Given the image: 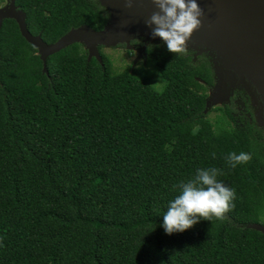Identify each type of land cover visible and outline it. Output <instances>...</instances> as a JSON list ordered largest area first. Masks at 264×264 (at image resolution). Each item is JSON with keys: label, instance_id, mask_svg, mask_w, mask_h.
<instances>
[{"label": "trees", "instance_id": "obj_1", "mask_svg": "<svg viewBox=\"0 0 264 264\" xmlns=\"http://www.w3.org/2000/svg\"><path fill=\"white\" fill-rule=\"evenodd\" d=\"M15 4L47 43L109 20L97 0ZM100 48L98 61L72 43L43 70L17 22L2 21L0 264H264V233L249 226L264 224V128L248 94L234 89L207 107L215 84L208 51L175 54L147 42L143 59L162 80L159 91L152 71L117 70ZM232 152L252 159L232 167ZM200 168L219 170L235 208L167 234L174 186Z\"/></svg>", "mask_w": 264, "mask_h": 264}, {"label": "water", "instance_id": "obj_2", "mask_svg": "<svg viewBox=\"0 0 264 264\" xmlns=\"http://www.w3.org/2000/svg\"><path fill=\"white\" fill-rule=\"evenodd\" d=\"M0 7V27L5 18H13L21 35L36 49L46 70L47 56L78 42L87 50L88 58L101 61L98 46L130 45L136 37L147 42L163 41L153 37V27L146 20L158 9L152 0H133L128 8L126 0H97L109 13V20L100 30L87 24L71 28L52 43L27 29L25 12L17 8L15 0H6ZM204 10L202 26L194 31L187 49L195 54L208 51L211 55L215 84L209 90L207 107L228 100L234 89L241 88L254 107L258 126L264 128V0H197ZM227 95L224 100V95ZM264 233V224L249 225Z\"/></svg>", "mask_w": 264, "mask_h": 264}, {"label": "clouds", "instance_id": "obj_3", "mask_svg": "<svg viewBox=\"0 0 264 264\" xmlns=\"http://www.w3.org/2000/svg\"><path fill=\"white\" fill-rule=\"evenodd\" d=\"M157 11L146 20L153 27V37L162 38L170 52L179 54L187 49V42L194 31L202 26L200 17L204 10L197 0H152ZM131 8L133 0H126ZM136 39L132 41L134 43ZM135 44V43H134ZM150 51V46H149ZM215 156V153H213ZM226 159L232 167L248 163L252 156L246 152L230 153ZM219 170L200 168L193 179L181 181L174 187L179 195L169 201L163 215V227L167 234L183 232L200 221L211 220L213 216L224 219L225 213L235 208L236 191L217 180Z\"/></svg>", "mask_w": 264, "mask_h": 264}, {"label": "rangeland", "instance_id": "obj_4", "mask_svg": "<svg viewBox=\"0 0 264 264\" xmlns=\"http://www.w3.org/2000/svg\"><path fill=\"white\" fill-rule=\"evenodd\" d=\"M7 3V1L1 2L0 7L7 5ZM100 51L111 60L113 66L117 70H128L134 71L135 73L140 71H152L154 74H151V83L156 90H162V80L159 79L158 74L152 70L150 63L143 59L139 47H135L132 43H130L129 46L118 44L117 46L110 47L101 46ZM226 96L225 94L222 100H224ZM213 115L214 112H211L210 116Z\"/></svg>", "mask_w": 264, "mask_h": 264}, {"label": "flooded vegetation", "instance_id": "obj_5", "mask_svg": "<svg viewBox=\"0 0 264 264\" xmlns=\"http://www.w3.org/2000/svg\"><path fill=\"white\" fill-rule=\"evenodd\" d=\"M138 38H140V41H142L143 42V39L141 38V37H138ZM135 47H139L140 48V51H141V55H143V45L141 44L140 45V43H136V44H133ZM142 46V47H141Z\"/></svg>", "mask_w": 264, "mask_h": 264}]
</instances>
